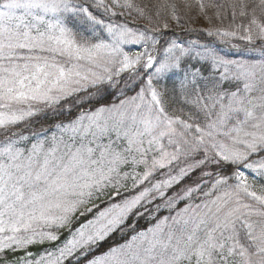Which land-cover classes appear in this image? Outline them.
Wrapping results in <instances>:
<instances>
[{"label":"snow or ice","instance_id":"obj_1","mask_svg":"<svg viewBox=\"0 0 264 264\" xmlns=\"http://www.w3.org/2000/svg\"><path fill=\"white\" fill-rule=\"evenodd\" d=\"M183 3L241 58L169 0H0V264H264V0Z\"/></svg>","mask_w":264,"mask_h":264},{"label":"trees","instance_id":"obj_2","mask_svg":"<svg viewBox=\"0 0 264 264\" xmlns=\"http://www.w3.org/2000/svg\"><path fill=\"white\" fill-rule=\"evenodd\" d=\"M136 3H156L157 0H135ZM169 2H175L178 5V11L181 15V20L179 22V24L171 19V16H168V24L171 23H175L176 25H179L180 27H182L183 29L177 31V32H167L166 35L168 36V39H172V38H178L182 41H184L185 43H187L188 40H192V39H199L201 41V43H210V42H215L214 46L217 47L219 50H222V54L223 53H228L229 54V58L231 59H240L241 56L236 55L235 54V50L230 49L228 46L220 44V42L215 38V37H208L206 35V33H202V32H188L185 31L186 29H202V28H207V27H211L214 25H218L219 21H216L213 18V24L210 25L207 22V26L203 27L199 21L200 18H203L204 15L201 14L199 12V9L197 7H193L190 11L186 10L184 8V3L183 0H169ZM191 3L195 4V0H190ZM135 15V14H133ZM209 15H211V13H209ZM121 22L124 21V17H120L119 18ZM145 21L144 20H136L133 21L132 17H128V24L129 27H142L145 25ZM162 24H161V29H162ZM237 43H242L239 41H234ZM183 74L182 73H177L176 75L172 76L171 78H165L162 79L159 84L158 87L165 92V101L169 107V110L171 111L172 109H179L180 107H185V110H187L186 106H184L181 101H180V80L182 79ZM135 90L133 89L131 91H128L126 94L127 95H134L135 94ZM173 97L175 99H173ZM117 101V97L113 96L109 99V102H114ZM58 122L56 117H54L51 113H49L47 115V118H45V116H39L36 118V121L33 124V129H38L41 125H43V127L45 128H49L50 130L54 129L52 126L54 123ZM192 179H195V176L192 177ZM192 179H187L186 181L182 182L181 185L175 186V191H178L180 187L183 186L184 183L187 184H191L192 183ZM173 194V190H169L168 195H172ZM102 201H97L100 204H106L107 201V197H103ZM151 205L148 206V208H150ZM183 206V202H181L180 205H178V207H182ZM153 208H151L149 211H151ZM143 210V209H141ZM157 216H163V215H168V211L167 210H160L158 213H156ZM88 218H91V215L88 216ZM154 223V221H152ZM129 224L135 223L137 226V229H145L146 227L150 226L149 223V216L148 213H145V216L143 218H139L136 219L134 217H131L128 221ZM126 238V236H122L119 232L114 233L113 236L111 238H109L106 242L103 243L102 248L100 249L101 251L106 249L109 245H114L117 243H123L124 239Z\"/></svg>","mask_w":264,"mask_h":264},{"label":"rangeland","instance_id":"obj_3","mask_svg":"<svg viewBox=\"0 0 264 264\" xmlns=\"http://www.w3.org/2000/svg\"><path fill=\"white\" fill-rule=\"evenodd\" d=\"M199 23H200L203 27H206V26L208 25L207 22H206V19H205L204 17H203V18H200ZM142 27H143V26H142ZM181 29H183V28L180 27L179 25H176L175 23H171V24H169V28H168L167 30H165V29L162 28V31H164L165 33H167V32H177V31H179V30H181ZM166 38L168 39V36H167V35H166ZM126 50H129V51H131V52H136V51H139V50H141V49H140V47L137 46V45H128V46H126ZM34 130H36V129H34ZM51 131H55V129H52ZM51 131L49 132V135L51 134ZM125 195H128V193H125ZM102 198H103V197H102ZM116 199L118 200L119 197H116ZM97 203H98V202H97ZM156 203H160V201H159V200L154 201L153 204L150 206L149 210H150L151 208H155ZM100 206H101V208H103V207L106 206V204H100ZM161 210H167V209H163V208H162ZM146 213H147V212H146ZM156 215H157V214H156ZM66 236H67V232H65L64 236H62L61 239L63 240ZM45 247H50V245L45 244V245H42V246H36V247L31 248L30 250L33 251V252H40V251H42L43 248H45ZM9 258H10V259H13V260L15 259V257H13V256H11V255H10Z\"/></svg>","mask_w":264,"mask_h":264}]
</instances>
